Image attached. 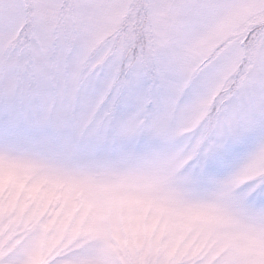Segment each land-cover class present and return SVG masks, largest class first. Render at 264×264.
Masks as SVG:
<instances>
[{
	"label": "snow or ice",
	"instance_id": "6c2138e0",
	"mask_svg": "<svg viewBox=\"0 0 264 264\" xmlns=\"http://www.w3.org/2000/svg\"><path fill=\"white\" fill-rule=\"evenodd\" d=\"M0 264H264V0H0Z\"/></svg>",
	"mask_w": 264,
	"mask_h": 264
}]
</instances>
